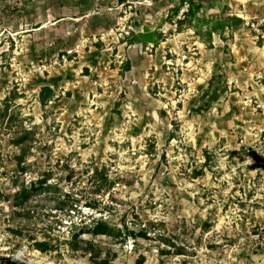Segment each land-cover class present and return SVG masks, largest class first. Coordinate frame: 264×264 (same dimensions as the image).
Returning a JSON list of instances; mask_svg holds the SVG:
<instances>
[{
    "label": "rangeland",
    "instance_id": "obj_1",
    "mask_svg": "<svg viewBox=\"0 0 264 264\" xmlns=\"http://www.w3.org/2000/svg\"><path fill=\"white\" fill-rule=\"evenodd\" d=\"M0 264H264V0H0Z\"/></svg>",
    "mask_w": 264,
    "mask_h": 264
},
{
    "label": "trees",
    "instance_id": "obj_2",
    "mask_svg": "<svg viewBox=\"0 0 264 264\" xmlns=\"http://www.w3.org/2000/svg\"><path fill=\"white\" fill-rule=\"evenodd\" d=\"M195 15L196 14H195L194 9L192 7H190V9L188 10V16L193 18ZM224 28H225V24L220 26V27H217V28H212L209 32L210 37L212 36L213 33H216L218 31H222V30H224ZM194 29H195V32L198 33V35L200 36L199 32L197 31V28L194 27ZM126 69H129V66H127ZM48 83H45V85L42 86L40 89L39 100H40V104L43 107L46 106L47 103L53 98V92H54L53 88L57 86L56 82L54 80H52V82H48ZM216 91H212V95H214L212 97L214 100L216 99ZM209 105H210V102L207 101L205 103L203 102L200 105V107H201V109H208ZM26 137L27 136H24V138H26ZM21 141H23V140H21ZM21 141L16 142L17 145H19L21 143ZM21 163H22V156L19 158L18 165H21ZM44 184H45L44 180H38L37 182H35L31 185L30 191H32V192L36 191V188L41 189ZM28 193L29 192L26 190L23 191V195L28 194ZM80 231H81V234L88 233V234H91L94 236H98V235H113V232L115 230L109 225V223L100 220L98 222H94L89 227H83ZM119 235H120V232H119ZM123 237H124V240L127 238H130V239H133V241L135 242L137 237L145 238V237H147V234L144 230H140L139 232L136 233L134 231L128 230V228L125 227ZM73 239L76 240L77 236H75ZM41 245L46 247L45 246L46 244H41Z\"/></svg>",
    "mask_w": 264,
    "mask_h": 264
},
{
    "label": "crops",
    "instance_id": "obj_3",
    "mask_svg": "<svg viewBox=\"0 0 264 264\" xmlns=\"http://www.w3.org/2000/svg\"><path fill=\"white\" fill-rule=\"evenodd\" d=\"M175 4H177V6H174L175 9L181 8L180 2H175ZM190 7H192L194 9L193 5ZM197 17H198V20L200 19V15H198V16L195 15L193 17L194 20L197 19ZM199 22H200V20H199ZM151 23H153V24L155 23V26L150 27L147 25V24H151ZM179 23H182V22H179ZM202 23H204L205 25H207V24L209 25L210 22H208V20L206 18L205 20L202 21ZM219 23L220 22H218V24ZM165 24H166L165 17H161L158 20H156L155 22H150V21L149 22L148 21L141 22V24H139L140 26L136 30L135 34H133V36L131 37V40H128L126 43L127 44L130 43V45H136V46H142V47L143 46H145V47L153 46L157 49V47H160V44H162L163 37L165 36L164 30L162 29V26H164ZM213 28H217V26H214ZM197 31L199 32V34L201 36L202 35L201 28H198ZM222 31H218V32L213 33V34L221 33Z\"/></svg>",
    "mask_w": 264,
    "mask_h": 264
},
{
    "label": "built area",
    "instance_id": "obj_4",
    "mask_svg": "<svg viewBox=\"0 0 264 264\" xmlns=\"http://www.w3.org/2000/svg\"><path fill=\"white\" fill-rule=\"evenodd\" d=\"M151 48H154V47H153V46H150V47H146V49H148V50H149V49H151Z\"/></svg>",
    "mask_w": 264,
    "mask_h": 264
}]
</instances>
